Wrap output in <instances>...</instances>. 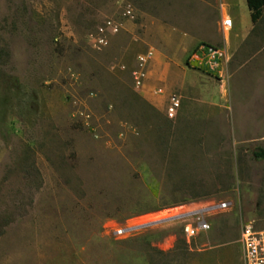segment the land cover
Segmentation results:
<instances>
[{"label": "rangeland", "instance_id": "obj_1", "mask_svg": "<svg viewBox=\"0 0 264 264\" xmlns=\"http://www.w3.org/2000/svg\"><path fill=\"white\" fill-rule=\"evenodd\" d=\"M105 17L120 28L97 50L88 33ZM237 24L249 30L235 39ZM199 42L226 49L222 76L186 64ZM149 48L160 71L151 77L150 60L136 88ZM174 90L208 110L168 120ZM258 149L264 10L252 23L245 0H0V264H243V226L264 231ZM219 201L187 241L185 211ZM136 222L149 224L110 233Z\"/></svg>", "mask_w": 264, "mask_h": 264}, {"label": "built area", "instance_id": "obj_2", "mask_svg": "<svg viewBox=\"0 0 264 264\" xmlns=\"http://www.w3.org/2000/svg\"><path fill=\"white\" fill-rule=\"evenodd\" d=\"M122 17L134 18V10L131 6L125 5L121 12ZM233 25V19L226 16L221 19V31H229ZM120 23L113 17H105L95 29L88 33V39L93 48L100 50L108 44L109 38L118 33ZM153 56V49L137 54L135 65L131 70L133 85L140 88L144 85L147 78V66ZM227 62V52L224 47L214 46L209 43L199 42L187 55L186 64L195 69L207 71L215 75L222 76L223 64ZM181 103V95L177 92H171L168 96V102L165 108V116L173 119L176 116L177 109ZM227 206V202L219 201L212 203L203 209H192L185 211L183 215L186 220L182 225V234L187 241L206 232L209 227L207 213L213 209H222ZM149 222L127 223L124 225H114L110 233L114 237L127 238L137 230L148 225ZM239 243L242 248L243 264H264V231H256L251 225H244Z\"/></svg>", "mask_w": 264, "mask_h": 264}, {"label": "crops", "instance_id": "obj_3", "mask_svg": "<svg viewBox=\"0 0 264 264\" xmlns=\"http://www.w3.org/2000/svg\"><path fill=\"white\" fill-rule=\"evenodd\" d=\"M248 30H249L248 25L241 27L240 25L237 24L236 31L234 34V38L237 39V38L244 37L248 33ZM225 32L229 33V31H225ZM160 63H161L160 55L155 54L149 63V69H150L149 71H150L151 77H154V75H156L155 73L157 71H160V69H159ZM188 68L189 67L186 66V73H187ZM189 69L192 70L191 68H189ZM172 79H173V74L171 72H169V66L166 64V92H167V90L169 91L170 88L172 87ZM179 88L182 92L183 91L185 92V91H195L197 87H195V85H193L192 83H189L188 81L183 80L182 83L180 84ZM148 91L150 92V89ZM151 92L152 93H149L148 100H151L152 102H158L160 104V98L157 97L158 96L157 90L153 89ZM171 92H177L181 95V103H180L179 108L177 109L176 116L173 119H175L177 117V115L179 114V115H182L183 118H186L187 120H195L196 118H198V116L203 115V113H206V111L209 108L205 103H203V102H201L195 98L189 100L188 97H186V95H183L182 92H180V91L174 90ZM171 92H169L167 94V98ZM187 101H191L192 105H190L189 107L186 108L185 106H186ZM200 103L202 104V106L205 105V107L204 106L201 107ZM167 119L173 120L170 118H167Z\"/></svg>", "mask_w": 264, "mask_h": 264}, {"label": "trees", "instance_id": "obj_4", "mask_svg": "<svg viewBox=\"0 0 264 264\" xmlns=\"http://www.w3.org/2000/svg\"><path fill=\"white\" fill-rule=\"evenodd\" d=\"M249 10L250 20L256 23L262 16L264 10V0H245ZM255 158L264 157V150L258 149L253 153Z\"/></svg>", "mask_w": 264, "mask_h": 264}, {"label": "bare ground", "instance_id": "obj_5", "mask_svg": "<svg viewBox=\"0 0 264 264\" xmlns=\"http://www.w3.org/2000/svg\"><path fill=\"white\" fill-rule=\"evenodd\" d=\"M137 223V222H136ZM141 223V222H140Z\"/></svg>", "mask_w": 264, "mask_h": 264}]
</instances>
